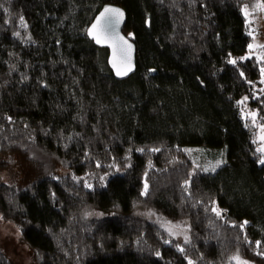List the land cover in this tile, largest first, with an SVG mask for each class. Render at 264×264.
<instances>
[{
  "label": "trees",
  "instance_id": "16d2710c",
  "mask_svg": "<svg viewBox=\"0 0 264 264\" xmlns=\"http://www.w3.org/2000/svg\"><path fill=\"white\" fill-rule=\"evenodd\" d=\"M104 4L124 8L137 48L125 79L86 34ZM254 4L0 0V217L34 264H264ZM195 147L222 162L205 171ZM0 264L17 262L0 247Z\"/></svg>",
  "mask_w": 264,
  "mask_h": 264
},
{
  "label": "rangeland",
  "instance_id": "374dc122",
  "mask_svg": "<svg viewBox=\"0 0 264 264\" xmlns=\"http://www.w3.org/2000/svg\"><path fill=\"white\" fill-rule=\"evenodd\" d=\"M257 4L247 6V11L249 12V15L247 16L248 21V29L249 32H252V42L251 44H254L256 47H254L253 50L247 51V54L258 56L259 60L264 62V59H260L261 57H264V50L261 51L262 47L264 46V11L257 10L255 8ZM262 68H264V64L262 65ZM263 79L260 80V84L257 85V87H264V82H262ZM244 107V106H243ZM245 108V107H244ZM261 135H264V132L261 131L257 136V141L259 142L258 148L264 146V142H261L259 137ZM191 155H193V158L199 163L200 166H203L204 169L212 170L214 166L217 165L218 162H222L221 159V151H214V154H216V159H210L209 154L201 150L200 148H192L190 149ZM209 155V156H208ZM211 157V156H210ZM219 163V164H220ZM217 167V166H216ZM215 167V168H216ZM0 181L2 182H8L9 181V174L6 171H3L0 169ZM178 224H170L167 225L169 229L171 230L172 234L170 235L169 241L176 240L178 243L183 246L182 242H185L188 240H185L187 233L184 231V229L178 227ZM168 229V233H169ZM20 231L16 227L13 222L6 221L4 218L0 217V247L7 253V255L13 260L16 261L17 264H34L31 255L30 250H28L27 245L22 241L20 238ZM242 262H246V264H251L247 262L246 260H241ZM253 264V263H252Z\"/></svg>",
  "mask_w": 264,
  "mask_h": 264
},
{
  "label": "water",
  "instance_id": "95a60500",
  "mask_svg": "<svg viewBox=\"0 0 264 264\" xmlns=\"http://www.w3.org/2000/svg\"><path fill=\"white\" fill-rule=\"evenodd\" d=\"M105 8H115L119 9L124 13L123 19L119 21V23L116 22L115 17H109L106 20H102L101 22V30L103 31V36L105 37L101 43H97L95 39H93L88 34V30L92 28V25L96 23L97 18L100 17L101 13L104 12ZM95 18L92 20L91 24L87 27V37L91 41H93L94 45L101 49H107L108 50V65L111 69V71L114 72V75L118 79H125L127 76H130L135 73L136 68V49L134 42L128 38L124 34V26L127 20L126 12L124 8H121L119 5L116 4H104L101 7V10L94 16ZM122 38V39H121ZM125 41L127 42L125 44ZM131 45V51L128 53L127 46ZM122 49L125 51L122 53ZM122 59L124 60L123 63H121ZM116 62L117 67L121 69V71H127V69L130 67V71H127L126 75H117V69L113 67V62Z\"/></svg>",
  "mask_w": 264,
  "mask_h": 264
},
{
  "label": "snow or ice",
  "instance_id": "6c2138e0",
  "mask_svg": "<svg viewBox=\"0 0 264 264\" xmlns=\"http://www.w3.org/2000/svg\"><path fill=\"white\" fill-rule=\"evenodd\" d=\"M255 8L257 10L264 11V4H257L255 6ZM243 11H244L245 17H247L249 15V12L247 11L246 8ZM123 16H124V13L122 11H120L119 9H115V8H105L104 12H102L101 15H100V17L97 18L96 23L93 24L92 25V28L88 30L89 36H91L93 39H95L98 44L101 43L102 40L105 38L103 36V31L101 30V22H102V20H106L109 17H115L116 18V22L119 23V21L123 19ZM21 24H22V26L26 27V25L23 24V18L22 17H21ZM249 35H252V32L251 31L249 32ZM126 43L127 42L125 41V44ZM254 47H256L254 44H249L248 45L249 50H253ZM124 51L125 50L122 49V53ZM126 51L128 53H130V51H131V45H128L127 46V50ZM260 59H264V57H261ZM123 62H124V60L122 59L121 63H123ZM228 63L235 65L236 64V61L233 60V59H230L228 61ZM113 67L117 69V75L118 76L119 75H126L127 74V71H130L131 70L130 67H129L127 69V71H121V69L119 67H117V64H116L115 61L113 62ZM261 74H262V76H264V68H261ZM243 75L244 74L241 73V76H243ZM262 82H264V81H262ZM246 100H247V97H245L244 100L240 101L239 103L243 104V103H245ZM256 115L257 114L255 112L248 114V116L251 117V119H252V121H253L254 124L256 122ZM245 118H248V117H245ZM261 131L264 132V128H262ZM259 139H260L261 142H264V135H261L259 137ZM257 151L264 153V146L258 148ZM259 162L261 164H264V158L260 159ZM219 163L220 162H218L216 166H219ZM216 166H214L212 170H215V167ZM205 171H207V169H205ZM85 186L86 187H91V185H85ZM147 190H148V185L145 184V186H144V192H142V195L143 194H146L147 193ZM212 210L216 213V215L218 217L221 215L220 210L216 209L215 207ZM244 223L246 224L247 221H245ZM169 234L170 235L172 234V232H171L170 229H169ZM185 239L187 240V238H185ZM165 243H168V241H165ZM257 246L259 247V242H257ZM178 250L179 251H183L182 248L181 249H178ZM157 255H159V253H157ZM233 259L237 262V264H246V262L240 261L239 257H233ZM189 264H191V261H189Z\"/></svg>",
  "mask_w": 264,
  "mask_h": 264
}]
</instances>
